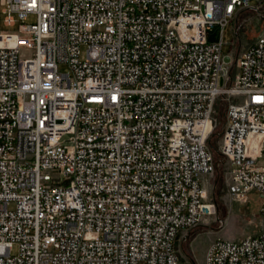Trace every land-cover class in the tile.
Here are the masks:
<instances>
[{"label":"built area","instance_id":"2783aa9c","mask_svg":"<svg viewBox=\"0 0 264 264\" xmlns=\"http://www.w3.org/2000/svg\"><path fill=\"white\" fill-rule=\"evenodd\" d=\"M263 6L0 0L18 27L0 29V264H184L181 232L211 213L218 103L228 193H258L264 219V26L223 52L224 29ZM205 264H264V225L215 239Z\"/></svg>","mask_w":264,"mask_h":264},{"label":"rangeland","instance_id":"374dc122","mask_svg":"<svg viewBox=\"0 0 264 264\" xmlns=\"http://www.w3.org/2000/svg\"><path fill=\"white\" fill-rule=\"evenodd\" d=\"M4 15L0 13V29L14 32L15 27H6L3 23ZM36 21L34 15L27 19L28 24ZM235 25H239V38L234 33ZM264 26V6L262 12L245 11L238 22L230 23L224 29L223 52L229 53L237 42L238 51L247 42L251 41ZM209 38L218 41L221 35V28L218 25L208 30ZM25 55L29 51L23 52ZM61 70H67L65 66ZM214 116L217 118V127L212 132L209 143L213 146L211 153L214 160V173L205 177L208 197L206 203L211 213L203 215L201 221L194 227L181 232L178 238L179 255L184 264H205V253L212 241L218 238L240 240L251 234H258L264 225V219L260 214V196L256 192H250L242 202L232 200L226 186V171L230 168L229 162L223 157L219 147L221 146L222 132L225 128L226 112L225 106L217 104ZM259 141L249 139L251 147L257 146ZM93 237V236H89Z\"/></svg>","mask_w":264,"mask_h":264},{"label":"water","instance_id":"95a60500","mask_svg":"<svg viewBox=\"0 0 264 264\" xmlns=\"http://www.w3.org/2000/svg\"><path fill=\"white\" fill-rule=\"evenodd\" d=\"M224 61H225L226 63H229V61H230L229 56L226 55V56L224 57Z\"/></svg>","mask_w":264,"mask_h":264},{"label":"bare ground","instance_id":"6f19581e","mask_svg":"<svg viewBox=\"0 0 264 264\" xmlns=\"http://www.w3.org/2000/svg\"><path fill=\"white\" fill-rule=\"evenodd\" d=\"M251 138H253V137L251 136L250 139H251ZM251 148H252V147L249 145V153L252 152V151H251V150H252ZM206 208H207V207H206Z\"/></svg>","mask_w":264,"mask_h":264},{"label":"trees","instance_id":"16d2710c","mask_svg":"<svg viewBox=\"0 0 264 264\" xmlns=\"http://www.w3.org/2000/svg\"><path fill=\"white\" fill-rule=\"evenodd\" d=\"M209 146H210V148H212L213 146L211 145V143H209Z\"/></svg>","mask_w":264,"mask_h":264}]
</instances>
